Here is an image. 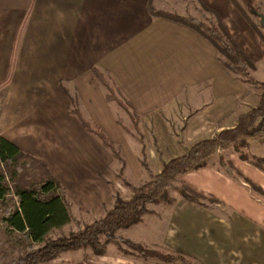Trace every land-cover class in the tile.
Masks as SVG:
<instances>
[{
	"label": "crops",
	"instance_id": "obj_1",
	"mask_svg": "<svg viewBox=\"0 0 264 264\" xmlns=\"http://www.w3.org/2000/svg\"><path fill=\"white\" fill-rule=\"evenodd\" d=\"M254 2L264 16V0ZM209 10L253 63V74L264 76V42L229 0H0V137L45 165L69 207L101 217L111 197L98 175L113 161L68 114L69 99L119 147L125 172L141 176L142 149L147 166L153 162L149 172L157 174L190 146H184L182 132L191 144L209 138L256 105L257 94L219 63L209 41L189 23L153 15L203 21ZM91 68L106 74L131 104L140 141L129 130L128 116L105 100ZM182 121V138L175 141L182 154L172 147L162 156L157 129H170L177 138ZM228 160L260 193L214 169L189 172L178 180L201 195L203 205L179 198L149 204L136 224L115 236L180 253L192 264H264V173L234 154ZM124 253L108 244L102 256L78 249L46 264H163Z\"/></svg>",
	"mask_w": 264,
	"mask_h": 264
},
{
	"label": "trees",
	"instance_id": "obj_2",
	"mask_svg": "<svg viewBox=\"0 0 264 264\" xmlns=\"http://www.w3.org/2000/svg\"><path fill=\"white\" fill-rule=\"evenodd\" d=\"M229 1L253 28L247 13L257 18L258 12L254 0ZM209 12L211 17L204 18L203 21L161 12L153 15L189 23L209 41L217 53L219 63L230 74L245 78L244 82L256 86L258 89L256 105L238 114L231 128L219 130L209 138L192 143L184 154L162 163L157 174L152 175L149 172L142 149L140 165L148 174V180L133 186L122 177L126 164L119 147L112 144L98 127L81 117L76 99H69L68 114L77 119L83 130L92 136L117 164V176L129 190L130 195L126 199L121 198L111 182L98 175L99 179L109 187L110 207L105 209L97 220L77 226L65 236L50 237L51 232L60 230L72 222L69 201L61 185L41 161L23 153L0 137V202L10 195L15 200L14 205L7 209L1 220L9 231L22 235L31 246L29 251L11 260L9 264H45L62 253L78 249H88L93 255L102 256L105 247L108 244L115 245L117 240L142 258L163 264H192L180 253L147 250L139 244L120 239L115 234L120 229L136 224L140 216L146 212L147 205L172 204L175 197L170 195V190H173L181 200L203 205L204 198L178 180V177L186 173L203 168L214 169L233 181L248 184L253 191L260 193L232 166L228 154H234L241 162L264 173V156L252 155L249 148L250 141L257 140L260 144H264V81L247 79L248 71H253L254 65L222 28L217 16L211 10ZM90 74L92 80L103 89L105 100L113 102L121 109L128 116L133 131L139 133L137 115L133 107L111 79L95 68L90 69ZM6 83L7 81L2 86ZM116 124L124 133L131 135L118 118ZM175 180H178L177 186L172 185Z\"/></svg>",
	"mask_w": 264,
	"mask_h": 264
},
{
	"label": "rangeland",
	"instance_id": "obj_3",
	"mask_svg": "<svg viewBox=\"0 0 264 264\" xmlns=\"http://www.w3.org/2000/svg\"><path fill=\"white\" fill-rule=\"evenodd\" d=\"M259 10L261 11L262 9L256 8V11L260 14ZM247 17H248L249 21L251 22V25L253 26V28L251 27L253 29V31L255 29L259 38L261 40H263V42H264V30L261 29V27L259 26L258 18H255L254 16H252L249 13H247ZM250 63H252V62H250ZM252 65H253V63H252ZM253 71H250V70L248 71L247 79L255 80V79H261L264 77L262 75L261 71L258 72V74H257V72L255 74H253ZM254 77H256V78H254ZM235 79L238 81H241L242 83L245 84V86H247V88H248L247 92L249 94L252 95V94L256 93L258 96V89L256 88V86L251 85L250 83L244 82L245 78L238 76V77H235ZM247 102L250 105L253 104V100H248ZM183 124H184V121L181 122V124H180L181 127L179 126L175 130V132L177 134V138L175 136L170 137V135L168 134L171 132L170 129L169 130L167 128H158L157 129L158 138H159L157 143H158V145H160L162 156L165 155L166 153H169L172 150V147H176V149H177L176 154L177 155L182 154V148H181L182 144H178L175 142L176 139L181 140V138H182L181 136H183L182 140L184 142V146H189L188 144L191 145L190 136L184 135L183 132L181 133V130L183 129ZM129 130L133 131V129L131 128V125H129ZM212 132H213V129H211L208 134H212ZM180 133H181V136H180ZM135 134H137V136H135L136 140L140 141L141 138L139 137V133H135ZM208 134L206 136H208ZM154 146H156V145L154 144ZM249 148H250V151L252 150V153H254V155H256V156H263L264 155V144H260L257 140L250 141L249 142ZM152 166H153V162L152 161L148 162L147 168H150L151 170H153ZM101 171L102 172H100L101 174H99V175L103 179L111 182V184L114 186L115 190L118 191L119 196L121 198L126 199L129 197V195H130L129 190L125 187V185L122 183L121 179L118 178V176H117L118 166L115 162H113V164L112 163L107 164L103 169H101ZM144 172L147 176L146 175L144 176V174L141 176V175H137V174L128 173V171L125 172V170H124L122 177L131 185L136 186L139 183L148 180V174L146 173L145 170H144ZM120 177H121V175H120ZM172 185L177 186L178 180H175V182H173ZM169 193L171 196L175 197V199L178 198L173 190H170ZM14 202H15V200L11 195L7 196L2 202H0V264H9L11 260H15L16 258L22 256L25 252L29 251L30 247H31L30 243L28 241H26L22 235H19L15 232L9 231L5 227V225L2 223L1 219L3 217V214L7 211V209H9L10 207H12L14 205ZM105 209L106 208H102L100 214L103 213ZM69 211H70V215L72 218V222H70L68 225L64 226L60 230L51 232L50 237H56V236H61V235L65 236L69 232L74 231L77 226H81L83 224H89L92 221H94L100 217L99 215H98L99 216L98 217L92 213H89V211H87V213L83 214L79 210L73 208V205H70ZM119 238L123 239L121 237H119ZM114 244H115L114 246L116 247V249H118L119 251H122L123 253L126 252L128 254L141 257L139 254L132 252L130 249L126 248L118 240ZM147 250H149V249H147ZM161 252L164 253V251H161ZM150 260H148V261H150Z\"/></svg>",
	"mask_w": 264,
	"mask_h": 264
},
{
	"label": "water",
	"instance_id": "obj_4",
	"mask_svg": "<svg viewBox=\"0 0 264 264\" xmlns=\"http://www.w3.org/2000/svg\"><path fill=\"white\" fill-rule=\"evenodd\" d=\"M256 16L258 18V23L261 29L264 30V16L262 14L256 13Z\"/></svg>",
	"mask_w": 264,
	"mask_h": 264
}]
</instances>
